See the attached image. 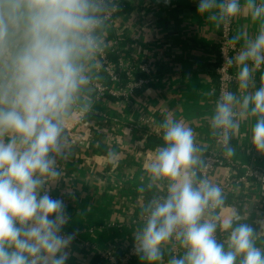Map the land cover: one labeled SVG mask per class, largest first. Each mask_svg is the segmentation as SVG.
<instances>
[{"label":"clouds","instance_id":"clouds-1","mask_svg":"<svg viewBox=\"0 0 264 264\" xmlns=\"http://www.w3.org/2000/svg\"><path fill=\"white\" fill-rule=\"evenodd\" d=\"M118 8L116 0H0V264H66L74 236L61 235L69 217L48 188L64 176L59 162L71 155L68 122L92 111L93 69L109 47L106 30ZM197 12L217 28L241 13L261 22L254 38L242 31L227 41H243L225 62L238 66L241 94L222 90L208 121L231 157L241 121L257 117L251 142L264 154V83L251 90L264 67V0H199ZM159 127L164 146L144 168L147 189L166 186V195L143 207V226L133 234L140 260L162 264L164 246L178 243L182 257L167 264H264L256 246L264 222L257 233L234 207L221 221L216 210L225 209L226 196L207 177L197 178L207 163L193 129L171 114ZM218 229L227 233L222 243Z\"/></svg>","mask_w":264,"mask_h":264},{"label":"crops","instance_id":"crops-1","mask_svg":"<svg viewBox=\"0 0 264 264\" xmlns=\"http://www.w3.org/2000/svg\"><path fill=\"white\" fill-rule=\"evenodd\" d=\"M119 1L122 13L108 25L106 39L116 43L125 65L138 67L140 75L135 79L148 78L139 68L142 64L150 65L151 75L147 84L127 98L105 95L95 99L92 93V110L105 115L103 131L77 125L70 134L66 132L71 155L59 162L64 176L48 188L53 199L64 202L69 217L61 233L74 236L66 264H102L97 250L122 251L134 241L133 234L143 226L139 221L143 207L159 191L147 189L149 175L142 158L148 152L145 142L149 136H158L159 125L169 114L193 129L202 153L215 148L208 118L215 108L219 28L206 15L198 14L199 0ZM260 25L241 13L233 18L232 37L246 31L254 38ZM242 46L243 41L237 43L234 56ZM237 72L238 66L233 65L231 91L240 95ZM93 74L99 77L98 68ZM261 75L264 67L256 71L252 91L264 83ZM124 76L121 86L125 90L126 72ZM95 119L92 115L89 123ZM256 119L242 120L237 135L230 140V147L236 149L230 159L237 166L264 169V154L251 142ZM109 153H116V159L110 160ZM230 176L228 167L219 168L210 180L220 184ZM140 187H145L143 193L138 191ZM225 196L231 200L226 202L229 206L223 219L234 207L244 217L240 222L259 233L264 222V185L252 181L235 185ZM226 237L224 233L221 243ZM256 246L264 250V235L256 240ZM162 264H167L165 250Z\"/></svg>","mask_w":264,"mask_h":264},{"label":"built area","instance_id":"built-area-1","mask_svg":"<svg viewBox=\"0 0 264 264\" xmlns=\"http://www.w3.org/2000/svg\"><path fill=\"white\" fill-rule=\"evenodd\" d=\"M119 8L118 11L114 12L111 15V18L108 22V25L114 23L118 18V13L123 10V4L121 1L116 0ZM233 33V19L230 24L227 26L221 25L219 27V36H218V50H217V58H216V65L214 68L215 76H216V85H215V92L216 96L214 98V102L218 99L222 90H229L231 91L232 85L235 81V76L232 73L233 66L229 67L225 65L226 59L234 57L235 52L237 51V47H230L227 44V41L232 38ZM109 42V41H108ZM114 53L118 56V60L116 64H113L109 59V53ZM100 59V66L98 67V71L102 68L106 72L107 77L112 82V86L110 88L103 85L97 79L93 81V88L95 89L94 96L95 99H99L102 96L109 95L114 98L125 97L127 98L129 94L133 92L134 89H139L145 84L148 83V78L151 75V67L148 64H142L139 66L140 70L147 75L148 78L144 79H135L132 75V70L134 64L125 65L121 56H119L116 43L109 42V47L106 49L104 55L99 58ZM225 65V66H224ZM224 67V68H223ZM126 72L127 77V84L126 89L127 92L121 86V75L122 72ZM94 115L96 119L94 122H90V117ZM105 124V115L100 112L92 110L89 114H85L80 116L76 114L69 122L66 128V132L70 134V131H74V127L77 125H83L84 127H91L93 126L97 130H102V125ZM75 135V134H74ZM158 137H163V130H160L158 133ZM163 139V138H162ZM214 145L215 148L213 150H209L203 153V158L207 163V167L200 173H198V179L207 177L210 179L214 174L216 169L221 168H229L232 172L233 176L229 177L225 182H222L219 185L222 189L224 194L232 191L233 187L239 184H248L250 181L254 182L257 185H264V169L262 168H249L246 166H237L229 156L226 154V149L222 147L219 143L218 139L214 137ZM156 150L145 152L142 155L144 159V163L148 161L152 156H154ZM154 195H166V186L163 190L158 189ZM153 195V196H154ZM152 196V197H153ZM151 197V198H152ZM52 198V197H51ZM150 198V199H151ZM149 199V200H150ZM148 200V201H149ZM147 201V202H148ZM225 204V209L228 208ZM225 209H217V214L220 215L221 221L223 220V216L225 215ZM140 222H143L142 216L140 217ZM224 233L222 230L218 229L217 231V239L218 242H221L223 239ZM61 235H65L61 233ZM164 250L167 253V261L172 257H182L184 249L180 247L177 243L175 247L171 243L164 246ZM97 256L102 262V264H132L133 260L138 257V255L134 252V241L127 247L124 248L122 251H117L115 249H108V250H97Z\"/></svg>","mask_w":264,"mask_h":264},{"label":"trees","instance_id":"trees-1","mask_svg":"<svg viewBox=\"0 0 264 264\" xmlns=\"http://www.w3.org/2000/svg\"><path fill=\"white\" fill-rule=\"evenodd\" d=\"M121 12H119L118 14H121ZM109 59L110 61L113 63V64H116L117 63V60H118V56L115 55L114 53H109ZM132 70V75L137 78L139 77L140 73H139V69L137 66H133V68H131ZM125 72H122V75H121V85L123 84V78H125L124 74ZM216 78V76H215ZM99 82H101L103 85H105L106 87L110 88L112 86V82L109 80V78L107 77L106 75V72L104 71V69L102 68L100 71H99V77L97 79ZM125 83H127V77H126V80H125ZM124 85V84H123ZM160 146H164V141L162 138L158 137L157 135H153V136H149L145 142V150L147 151H150V150H156L157 147H160ZM231 198L230 196L226 197V202L227 201H230ZM132 264H145L144 261H141L139 256L136 257Z\"/></svg>","mask_w":264,"mask_h":264}]
</instances>
